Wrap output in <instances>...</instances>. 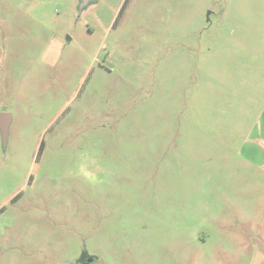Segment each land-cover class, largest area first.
<instances>
[{
	"label": "rangeland",
	"instance_id": "1",
	"mask_svg": "<svg viewBox=\"0 0 264 264\" xmlns=\"http://www.w3.org/2000/svg\"><path fill=\"white\" fill-rule=\"evenodd\" d=\"M124 1L0 0V264H264V0Z\"/></svg>",
	"mask_w": 264,
	"mask_h": 264
},
{
	"label": "water",
	"instance_id": "2",
	"mask_svg": "<svg viewBox=\"0 0 264 264\" xmlns=\"http://www.w3.org/2000/svg\"><path fill=\"white\" fill-rule=\"evenodd\" d=\"M96 0H80V4H78V10L81 11L82 8L90 4L91 2ZM10 116L8 113H1L0 112V131L5 141L7 128L9 126Z\"/></svg>",
	"mask_w": 264,
	"mask_h": 264
},
{
	"label": "trees",
	"instance_id": "3",
	"mask_svg": "<svg viewBox=\"0 0 264 264\" xmlns=\"http://www.w3.org/2000/svg\"><path fill=\"white\" fill-rule=\"evenodd\" d=\"M127 2H128V0H125L123 5H121L119 13L122 12V10L124 9L125 5H127ZM42 147H43V142L41 143L40 147L38 148V155L41 153Z\"/></svg>",
	"mask_w": 264,
	"mask_h": 264
}]
</instances>
